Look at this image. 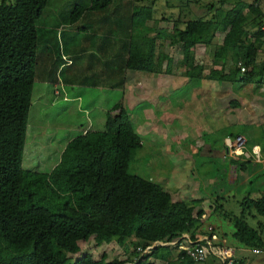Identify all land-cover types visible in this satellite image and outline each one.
Instances as JSON below:
<instances>
[{"label":"trees","instance_id":"16d2710c","mask_svg":"<svg viewBox=\"0 0 264 264\" xmlns=\"http://www.w3.org/2000/svg\"><path fill=\"white\" fill-rule=\"evenodd\" d=\"M48 1L0 0V264H193L184 250L173 257L176 243L151 246L183 232L197 238L195 230L205 212L195 208L199 200H172L161 183L128 171L131 150L142 149L143 142L122 97L105 112L104 129L79 125L70 133L57 132L54 142L61 148L45 144L26 164L33 81L123 90L129 71L170 72L171 55L162 50L167 41L169 46L180 43L176 64L183 69V79L255 85L264 82V58L255 41L264 36V27L247 30L241 15L246 3L241 0L225 8L224 0H218L206 6L213 9L209 18H188L181 28L176 18L170 30L155 25L156 0H86L71 11L70 22L83 38L91 35L90 49L66 65L55 30L51 35L40 28ZM217 32L223 34L213 49L214 66L203 73L195 52ZM227 58L230 64L225 67ZM240 206L232 217V235L246 248L260 250L261 227L249 225L244 217L252 212L264 217V190L255 197L245 194ZM78 241L118 244L123 255L79 253Z\"/></svg>","mask_w":264,"mask_h":264},{"label":"rangeland","instance_id":"374dc122","mask_svg":"<svg viewBox=\"0 0 264 264\" xmlns=\"http://www.w3.org/2000/svg\"><path fill=\"white\" fill-rule=\"evenodd\" d=\"M209 4L215 6V4H218V0H156L153 5V17L157 21L155 25L163 26L166 30H170L172 22L176 18H179L177 27L180 28L188 18H209L213 13V9L206 7ZM221 6L223 8L226 7L224 4ZM148 33L150 34V32ZM222 34L220 32L215 33L209 44L199 46L195 52L196 60L203 66V73L207 72L210 66H214L212 65L213 49L214 46L221 42ZM262 39L264 41V36ZM260 49V55L264 56V45ZM162 50L171 55V60L173 61L169 73L154 74L153 76L150 74L139 73L137 75L132 73L126 78L124 99L127 101L125 105L128 108L129 118L134 128L137 127L136 131L142 133L145 139L149 138L155 142L149 152H147L149 146L139 150L132 149V157L130 154L131 160L128 162L127 169L129 172L136 173L153 182L161 183L164 181L163 183L164 185L166 184V187L161 184L163 189L168 188L171 191L176 185L180 184L184 188H191V191L186 194L174 192L171 194L172 200L182 199L190 201L192 197L199 200L198 206L206 214L200 226L206 228L207 225H210L212 227L210 235L213 237L216 234L215 240L219 241L218 234L220 232L228 233V230H233L231 227L232 217L241 211L240 201L245 196L243 193H248L251 197H255L260 191L264 190V166L261 165L260 161L252 166V160H246L244 171L247 174L243 172L240 178L243 179V177L249 175L248 182L242 186L237 185L235 189H228L230 180L225 176L222 179L217 172L218 169L220 171L221 167L219 164L222 162L219 157L213 154V158H202L207 155L211 156L208 154L210 145L214 150L218 149L214 142L212 143L216 136L199 138L201 142L192 141V143H187L184 141L185 139H193L195 136H199L200 131L197 127L195 129L193 127L200 122L198 112L201 106L199 102L201 100L199 96L201 88L207 89L210 94L215 95L216 92L213 91L215 83L204 79L189 82L182 78L183 69L176 64L177 59L180 57V43L169 46L167 41H165L163 42ZM229 64L230 62L227 58L225 67ZM162 68L164 69L163 65ZM179 80L183 82L181 83ZM56 83L58 89H56L55 85L53 86L54 92H52L53 98L51 99V84L37 79L33 81L31 105L27 115V126L30 129L26 140V150L29 152L26 164L30 163V157L34 155V151H40L45 144H48L50 148L54 146L61 148L62 144L54 142L57 139V132H59V135L65 134V130L70 133L79 125H82L87 130L104 129L102 123L106 109L117 99H120L122 95L121 90L117 88L82 86L78 88L79 96H82L81 101L80 99H76L77 102L74 100L65 101L63 100L64 91H62L63 83L61 80ZM153 84H157L156 86L159 89L155 91L157 94H151L150 90L147 89ZM176 84H178L177 87H175ZM227 85L224 83L222 87L228 89ZM241 85L239 84L240 87L238 85L235 87L231 86V90L235 89L237 91V89L241 88ZM74 88L77 87L75 86ZM231 90L229 89L225 94ZM172 92L175 93L172 94ZM185 99L190 106L185 105ZM224 99L223 97L219 100H223L222 103H226L227 100ZM258 99L256 98L257 101ZM79 103H81L79 107L81 110L78 111ZM154 106L160 110H155ZM258 130L261 139L260 144H262L264 127H260ZM205 142L209 143V145H205ZM144 143L148 144L149 142L144 141ZM188 145H192L191 150H188ZM191 153L199 156V160L198 157H193ZM177 154L188 155L192 165L187 160L186 162L183 159L181 160L182 162L179 161L180 158L177 157ZM143 155H146L145 158L140 159ZM170 165L171 167H169ZM175 170L177 174H175ZM167 177H169V180L166 179ZM219 189H226V191L220 194ZM244 218L249 225L261 227L262 246L259 252L247 248V251L240 255V259L236 260L235 264H264V217L252 212V214H246ZM225 241H228L226 236L222 242ZM78 245L80 248L79 253L88 251L94 257L99 256L101 252L105 253L106 258L123 255L121 245L118 244L112 247V243L94 245L92 241H78ZM212 257L211 254H208L199 262H201L200 264H211Z\"/></svg>","mask_w":264,"mask_h":264},{"label":"crops","instance_id":"0c3cea01","mask_svg":"<svg viewBox=\"0 0 264 264\" xmlns=\"http://www.w3.org/2000/svg\"><path fill=\"white\" fill-rule=\"evenodd\" d=\"M85 1L86 0H49L45 8L44 15L41 17L42 20L40 21V28L42 29L44 33L51 34L49 31L55 30V39L58 43V50L61 54L60 58L64 60V63L66 65L70 64V59L72 57H74L75 55H78L79 53L88 52L90 49L87 45L89 42L88 39L89 37H91V35L87 34L86 37L83 38V34L76 29L73 23L70 22L71 11L75 10V6L77 7L81 4H84ZM225 1L226 0H224L223 4L226 5V7H228V5H231L232 3H234L235 0H228L227 1L228 3ZM241 1L246 3V6L243 8L242 10L243 12L241 15L243 16L245 27L247 28V30L255 32L257 31L258 27L262 29L264 27V0H241ZM153 11H154V8H153ZM152 14L154 13L152 12ZM253 39H255L254 36L251 37V40ZM255 41L260 42L261 47H263L264 41L262 38H258ZM260 57L264 58V56H261V55ZM61 66L62 64H60V67ZM225 70L226 68H224V71ZM130 74H132L131 71L125 74V80H124L125 82H126V78ZM150 75L153 76L154 74H150ZM208 81H213V83H215V88L213 91L216 93L215 95H212V93L210 94V91L207 89H204L200 92L199 96L201 100L199 102L201 106L198 112V118L200 119V122L193 127V129H195L196 127L198 128V130L200 131L199 136L198 137L195 136V138L193 139H187V140L185 139L184 141L187 143H192V141L201 142L199 138L200 139L205 138V137L208 138L209 136L215 135L216 137L212 141V143L214 142V144L218 147V149L214 150V148L210 145L208 154L211 156L207 155L202 158H213L212 155L216 154V156H218L219 159L222 161L219 164L221 169L220 171L218 169L217 172L220 174V177L222 179L225 176L230 180V184H229L230 186H228V189L229 188L235 189L237 185L242 186L243 184H246L249 179V175H246V177H243V179L240 178L242 177L243 172L247 174L244 171L246 167H244L243 169L239 167L240 162L246 163V160L249 159V161L252 160V164H251L252 166L254 165V163L256 165V163L259 161L261 165L264 166V139L262 140L263 143L260 144L261 139H260V133L258 130V128L264 127V82L254 85L253 83L240 82V81H229V80H226V81L208 80ZM56 82L51 83V99L53 98L52 92H54L53 86L55 85L56 89H58ZM62 83H63L62 91H64L63 100L65 101L74 100L77 102V100L79 99L81 101L82 96H79L80 93L78 91V88H81L82 86H90V87L99 88V85L97 84L96 85H81L78 83H70V82L65 84L63 81ZM224 83L228 84L227 85L228 89L227 88L224 89L222 87ZM239 84H242L241 88L237 89V91L235 89L231 90L232 89L231 86L235 87L237 85L239 86ZM156 85L153 84L152 86H149L147 88L150 90L151 94H157L155 91L159 89ZM75 86L77 88H74ZM124 87H125V84H124ZM101 88H104V87H101ZM229 89L231 91L225 94ZM120 90L122 92L121 97L122 99H124V96L126 94L124 93V91L126 90L124 88L123 90L122 89ZM221 94L222 96H220ZM223 97L225 98L224 100H227L226 103H222L223 100H219L220 98H223ZM256 98H259L260 100L258 99L257 101ZM122 101H123V105L125 109L128 111V108L125 105V102L127 101H125V99ZM205 101H208V102H205ZM80 104L81 103H79V106L77 108L78 111L81 110L79 109ZM185 105L190 106L187 104V101L185 102ZM110 107H108L106 111ZM136 128L137 127H135V129ZM136 133L142 136V142H143L142 149L149 146V149L147 150V152H149L151 150V146H153L155 142L149 138L145 139L142 133L138 131H136ZM230 133L231 134H235V133L243 134L246 138V145L241 151V153L233 156V157H236L235 161L231 160L232 157L223 158L221 156L222 149H223L222 147L223 139L225 138L226 135ZM144 141H147L149 143L145 144ZM207 144L209 145V143H206L205 145ZM191 147L192 145H188L187 147L188 150L189 149L191 150ZM191 155L193 157L196 156L193 153H191ZM177 157L180 158L179 161L183 159L186 162L187 160L192 165L191 159L188 155L186 156V155L177 154ZM196 157H198V160H199L200 157L199 156H196ZM253 158L255 161L253 160ZM188 162H187V165H188ZM175 174H177L176 170H175ZM166 179L169 180V177H167ZM163 182H161V184L166 187V184L164 185ZM165 190H167L170 194H173L174 192L186 194L191 191V188L189 187L184 188V186L180 184V185H176L171 191L168 188ZM219 191H220V194H222V193H225L226 189L225 190L219 189ZM243 194L245 195L248 193H243ZM192 198L194 199L195 197H192ZM189 203L191 204V201ZM194 206L195 208L199 207L198 204ZM231 227L233 228V230L232 229L228 230L227 231L228 233L220 232L218 234L219 241L215 240L216 234L213 235L212 237L210 235L211 232H209L208 235L210 237L211 245L221 246V247L228 246L234 250L233 252L234 263L233 264H235L236 260L240 259L239 258L240 255H243L244 251H247V248L244 245H242L239 241H237L235 237H233L232 233L234 231V227L233 225ZM205 231H206V228L201 227V226H199V228L195 230L196 233L198 232L199 234L198 236L205 234L206 233ZM225 236L226 238H228V241L222 242ZM168 244L173 245L171 243L160 244V245H168ZM178 251L179 249L177 246L173 248L172 255L174 258L177 256ZM200 263L201 262H194L193 264H200ZM211 264H219L214 256L212 257Z\"/></svg>","mask_w":264,"mask_h":264},{"label":"built area","instance_id":"2783aa9c","mask_svg":"<svg viewBox=\"0 0 264 264\" xmlns=\"http://www.w3.org/2000/svg\"><path fill=\"white\" fill-rule=\"evenodd\" d=\"M246 138L243 134H235L233 136L226 135L224 146L222 149V157L235 156L241 153L245 147ZM212 227L208 225L206 227L207 234L198 236L192 239L188 233L183 232L176 239L169 242H158L159 244H177L179 250H184L185 254L189 256L193 261H202L208 254L214 256L219 264H233L234 263V250L228 246H213L210 243V237L208 233L211 231ZM157 242L151 244L155 245ZM151 246H147L142 249L145 252ZM259 252L260 250H253Z\"/></svg>","mask_w":264,"mask_h":264},{"label":"clouds","instance_id":"9594fccd","mask_svg":"<svg viewBox=\"0 0 264 264\" xmlns=\"http://www.w3.org/2000/svg\"><path fill=\"white\" fill-rule=\"evenodd\" d=\"M157 244H159V243L157 242Z\"/></svg>","mask_w":264,"mask_h":264}]
</instances>
